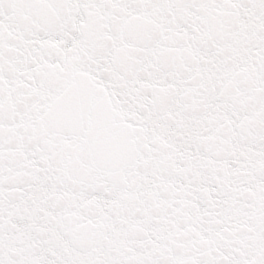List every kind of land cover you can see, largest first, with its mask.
I'll list each match as a JSON object with an SVG mask.
<instances>
[{
    "label": "snow or ice",
    "instance_id": "snow-or-ice-1",
    "mask_svg": "<svg viewBox=\"0 0 264 264\" xmlns=\"http://www.w3.org/2000/svg\"><path fill=\"white\" fill-rule=\"evenodd\" d=\"M0 264H264V0H0Z\"/></svg>",
    "mask_w": 264,
    "mask_h": 264
}]
</instances>
